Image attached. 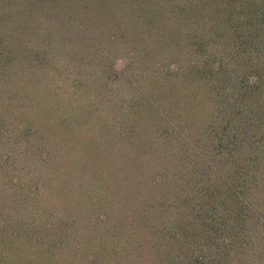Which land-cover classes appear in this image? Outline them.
Segmentation results:
<instances>
[{"label":"trees","instance_id":"1","mask_svg":"<svg viewBox=\"0 0 264 264\" xmlns=\"http://www.w3.org/2000/svg\"><path fill=\"white\" fill-rule=\"evenodd\" d=\"M27 1L0 0V149L5 153V157L0 158V207L2 204L7 207L0 223V264H125L120 262L119 255L127 246L126 239L119 245L117 233H113L115 228L117 232L123 230L126 237L135 230L141 232L140 240L135 242L139 254L133 255L131 264H181L185 256L189 260L186 262L192 264H264V25L253 32V26L249 25L252 19L257 26L258 20H264V0H224L232 4L229 16L241 14L242 20L238 23L241 30L234 28V39L223 42L218 50L208 46L215 37L221 38L228 31H219L213 17L218 13L216 10L203 8L200 13L193 12L197 14L192 19L186 16L188 11H183L182 7L186 8L187 4L190 8L192 0H182L183 5L176 13L183 11L184 16L177 14L175 18L164 15L162 7H166L169 0H153L150 4V0H134L141 8L147 3L152 10V20L140 24L118 22L115 11L106 13L105 0H46L45 5ZM238 3L254 17L241 9L234 11ZM199 5L191 7L196 11ZM129 18L136 20L138 16L134 13ZM209 18H214L208 24L210 36H192L182 29L184 21L202 25ZM5 20L17 36L38 39L47 31L46 40L52 41L56 35L59 42L70 46L73 62L86 71L93 69L90 76L95 84L123 80V75L136 67L132 62L138 63L149 53L152 59H147L156 69L151 74L152 81L144 79L145 87L151 88L149 94L158 86L160 91L165 86L181 87L170 92L166 111L160 105L154 106V102L145 103L147 111L151 107L149 113L156 110L160 114L159 121L148 115L150 125L154 126L145 125L152 132L150 145L142 139L138 143L126 140V149L115 154L117 161L111 171L113 188L100 202L107 212L101 210L93 218L98 222L109 219L111 225L104 230L99 231L97 222L83 224L82 214H87L84 207L92 206L89 193H73L71 189L58 196L60 188L73 183L74 173L68 170L73 163L71 157L61 154L59 164L53 166L55 155L39 152L42 169L32 176L34 178L24 176L20 169L9 165L13 150L21 149L24 157L29 150L26 159L33 157L36 152L32 148L39 139L57 146L58 131L64 123L54 118L56 108L52 112L51 107L56 102L52 103L46 94L41 96L44 87L40 71L46 61L43 55H13L16 59L13 63L4 55L3 48L7 49L3 36ZM74 23L75 28H72ZM165 44L168 49L163 50ZM149 46L162 48L166 59L156 60L155 52L147 51ZM210 48L214 50L208 51ZM180 52L181 55H176ZM122 58L125 60L115 66V60ZM7 61L11 62L10 70H5ZM237 67H241L239 73ZM23 74L25 78L21 79ZM190 82L209 86L204 103L195 102L196 108L189 104L193 100L187 98L182 89ZM14 111L23 121L22 128L13 136L5 137L3 124ZM24 112L28 116L25 117ZM203 118L199 128L194 119L201 124ZM157 145L160 150L159 146L153 149ZM143 154L157 172L140 179L139 175L144 172L133 162H141L137 157ZM169 162L171 170L176 167L172 172ZM186 165L190 166L189 170ZM186 171L195 174V186H187L190 183L185 179ZM169 175L174 177L170 184ZM133 176L139 181L133 182L135 180L130 178ZM52 178L58 182L55 183L57 193L51 191L56 193V199L50 197V193L47 197L44 194L45 180ZM78 178L76 182L80 187L84 180ZM138 187L143 197L135 200L130 192ZM192 188L190 193L188 189ZM178 191L188 196L179 199ZM181 207L187 209L185 218L180 216ZM64 212L66 217L58 216ZM77 212L76 217L73 213ZM167 212L173 213L172 222L164 217ZM21 218H29L30 226L19 223ZM76 231H82L83 237L75 238ZM251 231L257 238L258 251L251 242ZM157 232L161 236L154 243L149 242L158 237ZM150 248L156 251L152 260L146 253ZM183 251L190 253L182 256Z\"/></svg>","mask_w":264,"mask_h":264},{"label":"rangeland","instance_id":"2","mask_svg":"<svg viewBox=\"0 0 264 264\" xmlns=\"http://www.w3.org/2000/svg\"><path fill=\"white\" fill-rule=\"evenodd\" d=\"M2 1L6 2L8 0H2ZM17 1H24V0H17ZM31 1L33 3L42 2L44 5L47 2L46 0H31ZM136 1L138 2V0ZM151 1L153 0H150L149 4ZM26 2L28 1L26 0ZM104 2H106L107 4L106 13L115 11L116 15L114 17H117L118 22L130 21L140 24V23L148 22L149 19L152 20V16L150 15L152 13V10L150 7H148L147 3L146 5H144V8H141L138 5V3L134 2V0H105ZM257 2H259V0ZM191 3L192 4L190 5V8H188L187 4H186V8H184L182 7L183 5L182 0H169L166 2V7L165 6L162 7L165 10V13L161 12V14L164 13L165 16L170 15V16H174L175 18L177 14L180 16L182 15L183 17L184 13L182 12L188 11V14L186 16L192 19L197 13H200L198 11L202 10L203 8L208 11L216 10L218 13H215L213 17L219 24L218 26L219 31H222V29H224L225 31H228V34L226 33V35L221 38L215 37L216 39L215 40L213 39L214 44L211 43L210 46L208 47L214 48L215 50H218L217 48H220L223 42L234 39V35L232 36L233 34L232 31L234 28L237 29L238 31L241 30V25L238 24L242 20L240 16L241 14L239 13L240 15L237 16L236 15L232 16L230 14L231 16H229L228 12L232 10V4H228L227 1L192 0ZM196 3L197 5H199V3H202L204 5L203 7L199 5V8H197L196 11H194L195 8L191 6H194V4ZM151 5L156 7V4H151ZM255 5L257 4L255 3ZM8 6L10 7V4H8ZM240 6L241 5L239 3L236 4L234 6V11L241 9ZM257 6H261V5H257ZM181 7L183 8V11L181 13L180 12L176 13V11ZM242 11L248 14V16L252 15L254 17L253 13H250L247 10L246 11L242 10ZM193 12H197V13L193 14ZM134 13H136L138 18L136 20H131L129 17H131V14ZM214 18H209L207 20V23L204 22L202 25H198V24L191 25L190 22L184 21L185 26L182 27V29L186 31L185 33L191 34L192 36H198V35H200L201 37L210 36L211 32L209 31L208 24L211 23ZM186 21L188 20L186 19ZM57 22H55V24H57ZM257 22L260 23L258 24V26L253 19L249 24L250 28L253 26L252 32L256 31L258 28L264 25L263 19H260ZM247 24L248 23H246V25ZM9 26H10L9 22L5 20V28H4L3 36L5 37V41H6L5 43L7 44V49L6 51H4L3 48V52H5L4 55L6 56V58L7 57L11 58L12 63L16 61V59L12 57L13 55L21 56L22 54H27V53H30L31 56L38 55L40 57L41 55H43L42 57L44 58V60L46 59V61L44 62L42 60L44 62V67L42 71H40V73H42L40 75V78L43 79L41 85L44 87V89H42V91L44 92L41 94V96L44 97L43 94H46L48 98L53 100L52 103L56 102V104H53L51 107L52 112L56 108V112L54 113V118L60 119L64 123L63 125L64 127L62 126L61 128L62 130L58 131L60 133V138H56V141H58L59 139V143L56 142L57 146H55V144L52 143L50 144V142L48 141L46 142L44 140L39 139L40 140L39 143L32 148L34 152H36V154L33 155V157H31L29 160L26 159V157L30 155L29 150H26V154L24 157L20 152L22 151L21 149H19L20 151L18 150L11 151L10 148L9 151L8 150L7 151L14 152V155L11 158V160L8 161L9 165L12 167L15 166L14 168L20 169L19 172L20 173L23 172L24 176H27L29 178H34L32 176H36L38 170L42 169V166L39 163L40 160V158L38 157L39 152L43 153V151H47L53 153V155H55V159L52 161V163L54 164L53 166L59 164L61 154H66L67 156L71 157L73 163H71L72 166L69 169L68 168L67 169L74 173V177L71 180V182L73 181V183H69L67 187L60 188L58 196L63 194L66 190H71V189L73 193L74 192L78 193L81 191L89 193L91 196L89 199L92 206L87 207V205H85L84 208L86 209L87 214L85 213L82 214L83 224L91 225L94 224V222L95 223L97 222L99 231H101V229L104 230L105 228H108L111 225L108 222L109 219H106L104 222H98V220H94L93 218L99 213H101L102 212L101 210L107 212V208L106 207L103 208L100 202H102L103 199L102 196H105V193L107 196V194L110 193L109 190L113 188V180H112L113 173L111 171H113L114 163L117 161L115 159V154L118 153L119 151L120 153H122L126 149L124 148V146H127V143H125L126 140L127 142L128 140H130L135 143H138L142 139V142H147V145L148 144L150 145L149 137L152 136V132L148 131L145 125L146 124H148L149 126H153V125H150L149 123L150 119L148 115L154 117L155 121L156 120L159 121L160 114H158L156 110H151L153 114L149 113L151 107L147 111L145 108V103L154 102L155 104L154 106L160 105L166 111L170 103L169 100L170 92L180 89L181 87L171 88L168 86L169 87L168 88L167 86H165V88L162 91H160V87L158 86L155 88V91L153 93L149 94V90H151V88L146 86L147 87L146 89L144 79L147 81H152L153 79L151 74H153V71H156V69H154L155 66L152 65L153 62H151L150 60L152 59L151 58L152 56L149 53L144 55L141 58V60L138 61V63L132 62V64L136 65V67L134 69H129L128 72H126V74L123 75L124 76L123 80L121 81L119 80L114 84H110V83L95 84L93 82L94 80L93 77L90 76V74L93 73L92 72L93 69H91L90 72L86 71L84 67L77 64V62H73L72 56L70 54V46L67 43L59 42V38L56 35L53 37L52 41L46 40L47 37L49 36L47 31H44L40 35L41 38L38 39L36 38L33 39L31 38V36L30 38L28 36L22 37L21 35L17 36L16 33H13V30L15 29H11V27ZM178 26L180 25L178 24ZM212 26L216 29V27L213 24ZM71 27L75 28V23L72 24ZM244 31L246 32V27ZM158 34L160 35V33ZM182 35L183 34H180V36ZM5 43H4V47H5ZM54 47H56L58 50L53 49ZM180 47L182 48V50H185L182 44L180 45ZM211 48L207 50L208 51L214 50ZM164 49H168L167 44L163 46V50ZM163 50L162 48L159 47L158 49H154L153 47L150 46L147 49L148 52L151 53L155 52L153 53V56H157L156 60L158 61H164L166 59L164 58L165 55H162ZM176 55L178 56L181 55V52L177 53ZM5 56H2V58H5ZM18 56H16V58ZM124 60L125 58H122L121 60L116 59L114 62L115 66L120 65V63L123 62ZM215 63L216 62H214V64ZM10 64L11 62L7 61L5 70H10ZM240 68L241 67H237V73L240 72ZM24 75L26 74L19 76L21 77V79H23L25 78ZM10 76L13 77L14 74H11ZM127 82H129V84ZM32 83L33 80L31 79L30 84ZM208 87L209 86L207 85H201V84H196L195 82H190L186 84L185 88L182 87V89L183 92H185L186 97L189 99L191 98V100H193L189 104H193L194 107L196 108L197 105L194 104L195 102L199 101L204 103V99L206 97V92H207L206 88ZM164 90L166 91L164 92ZM160 92H164L165 94ZM209 92L212 93L211 91ZM57 104H61V106L56 107ZM24 115L25 117L28 116L26 112H24ZM197 115L198 113L195 115V117ZM19 117L20 116L17 115V111H14V113H12V115H10L8 119H6L7 123L3 124V128H2L3 135L5 137L13 136L16 131L22 128V126L20 125L23 124V121L19 120ZM194 121L196 122L197 126L200 128L202 127L204 118L201 119V124L199 120L194 119ZM155 128H157V126H155ZM130 129L134 132V134L133 132L131 133ZM135 132L137 133L135 134ZM4 136L3 138H5ZM155 140H157V138H155ZM36 141L38 140H34V142ZM8 142H10V139L7 141V143ZM157 147L158 150H160V145L155 146V148L153 149H157ZM1 151L2 149H0V158H2V156L5 157V153ZM17 153H19V155H17ZM146 154L137 157V160H141V162H133L134 165L140 166V168H142L144 172V174L143 173H141L140 175L138 174L140 176V179L151 176L153 173L157 172L154 171L156 167L153 169L150 167V163H147ZM127 162L130 163V161ZM128 163L127 165L130 166L131 163L130 164ZM170 165L171 162H169L168 167L170 169L169 171L172 172L176 167H174L171 170ZM189 169L190 166L186 165V170ZM161 170L163 171V169ZM76 177H79L78 179L81 178L84 180L83 183H80L81 188L78 187V182H76ZM130 178L135 180L133 182L139 181V179H137L136 176ZM173 179L172 176L170 175L167 176V180L169 184ZM185 179L188 180V182L190 183V185L187 186L190 187L195 186V184H193V182L196 180L194 173L187 172ZM55 183L58 182L53 180V178L50 180H45L46 187L44 188V194L46 195V197L50 193L52 195L50 197L56 199L55 195L58 191V188L56 187ZM77 188H79V190ZM193 189L194 188H192V190L190 189L188 190L190 193H192ZM140 190L141 189L139 187L138 189L135 190L133 189L130 192L131 197H133L135 200L136 199L138 200L140 197H143V194L140 195V193H138ZM51 191H54L56 193L53 194ZM135 192H137L138 195ZM178 192L180 196L178 197L179 199L180 198L185 199V197L188 196L185 195V193H182V191H178ZM112 195L113 193H111V195L109 196L111 197ZM169 198H172V196H170ZM73 206L78 209L81 208L78 205H73ZM141 206H143V204ZM183 208L184 207H181L179 211H180V216L185 218L184 214L187 212V209L183 210ZM6 210L7 207L3 206L2 204V206L0 207V223L3 222L2 216L3 214H6ZM78 212L76 214L73 213V215L77 217ZM66 214L67 213L64 212L59 214L58 216L66 217L65 216ZM172 214L173 213L167 212L165 213L164 217L167 218L168 221L170 220V222H172L174 218ZM151 222L153 223V219H151ZM19 223L28 226L30 224V219L21 218L19 220ZM153 224H157V221H154ZM126 226L127 229L129 230L130 223L126 224ZM153 229H156V227ZM113 231L114 234L117 233L116 242L119 241L118 243L119 245L123 244L122 241L126 239L127 246L125 247L124 251L123 249L121 250L124 253L122 252L121 255H119L120 262H124L125 264H131L134 257L133 255L139 254L138 249L135 248L138 247L135 246V242L137 243L138 240H140L139 237L141 236V232L135 230L134 232L128 233V237H126V234L124 233L123 230L117 232V228H115ZM75 233H76V235H74L75 238L83 237L82 231L80 232L76 231ZM157 235L158 237H154L152 241L149 240V242L154 243V241L161 236L160 233L158 232ZM250 236H251L252 244L256 245L257 248L254 249L258 251L257 244L255 243L257 238L254 237L252 231ZM71 239L74 242L73 238ZM259 249H261L260 246ZM146 253L150 255V259L152 260L154 259V256L152 255H155L156 251L150 248L147 249ZM187 253L190 252L188 251ZM187 253L183 251L181 255L184 256L187 255ZM193 257L194 255L191 256V261H193L192 260ZM186 261L189 260L185 256L181 264H192V262L189 263Z\"/></svg>","mask_w":264,"mask_h":264}]
</instances>
